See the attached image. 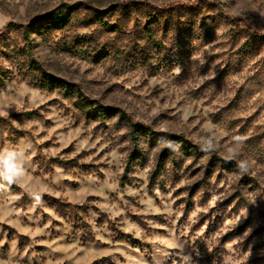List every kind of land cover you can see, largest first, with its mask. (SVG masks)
<instances>
[{"label":"rangeland","instance_id":"obj_1","mask_svg":"<svg viewBox=\"0 0 264 264\" xmlns=\"http://www.w3.org/2000/svg\"><path fill=\"white\" fill-rule=\"evenodd\" d=\"M10 154L0 264H264V0H0Z\"/></svg>","mask_w":264,"mask_h":264},{"label":"trees","instance_id":"obj_2","mask_svg":"<svg viewBox=\"0 0 264 264\" xmlns=\"http://www.w3.org/2000/svg\"><path fill=\"white\" fill-rule=\"evenodd\" d=\"M67 9H69V8H67ZM70 20H71V18H70L69 12L63 11V12H60L59 14L54 15L52 24L54 26H62L64 24H66L67 22H69ZM210 33H211L210 30L206 31V34H208L207 37L210 36L209 35ZM245 46L250 47L249 43H246ZM46 84H47V86L53 87L56 85V81L52 78H48V79H46ZM107 111H108L107 108L101 107L100 112H101L102 118H105V116H107ZM24 116H30V113H27ZM121 119L131 125V127L133 128V134H138V133L147 134L148 132H150L149 128L144 127V126H140L138 124H134L129 119V117H127L126 114H124V113H121ZM161 138L166 140V141H169V142H175V143L181 144L189 152H194V151L198 152L201 149L198 146H194V145L188 143L181 136H176V135H172V134H163V135H161Z\"/></svg>","mask_w":264,"mask_h":264},{"label":"clouds","instance_id":"obj_3","mask_svg":"<svg viewBox=\"0 0 264 264\" xmlns=\"http://www.w3.org/2000/svg\"><path fill=\"white\" fill-rule=\"evenodd\" d=\"M15 154H10L8 158L3 161L4 171L0 173L4 179H6L9 183L14 181V177L19 175L20 172L17 169V166L14 164ZM36 199L39 200L40 197L37 195Z\"/></svg>","mask_w":264,"mask_h":264}]
</instances>
